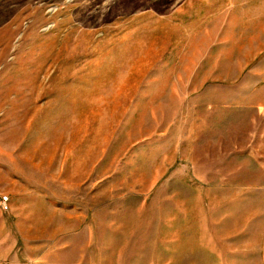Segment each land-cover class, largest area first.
<instances>
[{
    "label": "rangeland",
    "instance_id": "1",
    "mask_svg": "<svg viewBox=\"0 0 264 264\" xmlns=\"http://www.w3.org/2000/svg\"><path fill=\"white\" fill-rule=\"evenodd\" d=\"M2 195L0 264H264V0H0Z\"/></svg>",
    "mask_w": 264,
    "mask_h": 264
},
{
    "label": "built area",
    "instance_id": "2",
    "mask_svg": "<svg viewBox=\"0 0 264 264\" xmlns=\"http://www.w3.org/2000/svg\"><path fill=\"white\" fill-rule=\"evenodd\" d=\"M7 200H8V196L7 195L0 196V204H1L3 209L7 208V203H6Z\"/></svg>",
    "mask_w": 264,
    "mask_h": 264
},
{
    "label": "crops",
    "instance_id": "3",
    "mask_svg": "<svg viewBox=\"0 0 264 264\" xmlns=\"http://www.w3.org/2000/svg\"><path fill=\"white\" fill-rule=\"evenodd\" d=\"M12 191H14V190H12ZM16 191H14L13 193H11L10 195H11V201H16V199H17V196H16ZM15 194V195H14ZM18 194V193H17Z\"/></svg>",
    "mask_w": 264,
    "mask_h": 264
}]
</instances>
